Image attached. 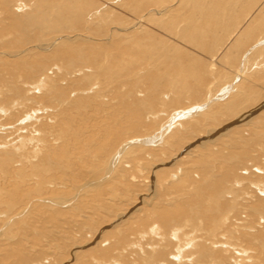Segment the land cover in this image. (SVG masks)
Listing matches in <instances>:
<instances>
[{"label":"rangeland","instance_id":"1","mask_svg":"<svg viewBox=\"0 0 264 264\" xmlns=\"http://www.w3.org/2000/svg\"><path fill=\"white\" fill-rule=\"evenodd\" d=\"M262 41L264 0H0V264H264Z\"/></svg>","mask_w":264,"mask_h":264},{"label":"bare ground","instance_id":"2","mask_svg":"<svg viewBox=\"0 0 264 264\" xmlns=\"http://www.w3.org/2000/svg\"><path fill=\"white\" fill-rule=\"evenodd\" d=\"M136 24H138V23H136ZM141 24V23H140ZM112 37V36H111ZM263 39V38H262ZM263 42V41H262ZM262 44H264V42L262 43ZM121 47V46H120ZM149 48V47H148ZM253 51H255V50H253ZM250 54V53H249ZM253 54V53H252ZM131 55V54H130ZM248 57V56H247ZM250 58V57H249ZM127 61V60H126ZM86 69V68H85ZM246 69L244 68V71H245ZM82 71V70H81ZM241 71V70H240ZM61 72V71H60ZM245 74V73H244ZM242 75V74H241ZM243 76V75H242ZM242 78V77H241ZM239 79V78H238ZM58 84H59V82H58ZM239 85V84H238ZM33 86V85H32ZM229 87V86H228ZM231 87V86H230ZM48 88V87H47ZM126 88V87H125ZM239 89H240V87H239ZM229 90V89H228ZM233 92V91H235V90H229V92L227 93V94H229V93H231V92ZM84 92V91H83ZM223 92H225V91H223ZM127 95V94H126ZM227 96H225V98H226ZM169 98V97H168ZM223 99V98H222ZM19 104V103H18ZM151 106V105H150ZM210 106V105H209ZM204 107H206L207 108V105L206 106H204ZM205 108V109H206ZM196 109H197V107H196ZM10 110V109H9ZM200 110V109H199ZM201 110H203V108L201 109ZM152 112V111H151ZM186 117V116H185ZM166 126V125H165ZM48 132V131H47ZM51 132V131H50ZM44 134V133H43ZM45 138V137H44ZM47 138V137H46ZM34 140V139H33ZM49 140V139H48ZM145 140V139H144ZM163 140V139H162ZM213 140V139H212ZM25 141V140H24ZM43 142V141H42ZM151 143V142H150ZM127 146H129V145H127ZM127 148H125L124 149V151L126 150ZM41 151V150H40ZM123 151V152H124ZM123 152L121 153V154H123ZM124 153H126V152H124ZM120 154V153H119ZM124 155V154H123ZM120 157V156H119ZM119 159V158H118ZM122 160V159H121ZM114 161H116V160H113V162ZM5 164V163H4ZM115 164V162L113 163V165ZM115 166V165H114ZM115 169V168H114ZM264 170V169H263ZM39 184V183H38ZM64 202V201H63ZM56 204V203H55ZM190 243V242H189ZM227 247V246H226Z\"/></svg>","mask_w":264,"mask_h":264}]
</instances>
